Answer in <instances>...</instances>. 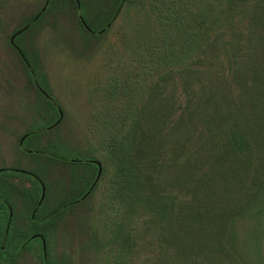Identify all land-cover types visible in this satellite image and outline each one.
Instances as JSON below:
<instances>
[{"label": "trees", "instance_id": "1", "mask_svg": "<svg viewBox=\"0 0 264 264\" xmlns=\"http://www.w3.org/2000/svg\"><path fill=\"white\" fill-rule=\"evenodd\" d=\"M80 2L91 32L81 22L75 0H51L40 19L62 7L73 11L87 36L99 39L100 31L109 23L111 30L124 10L140 13L123 41L132 46V58L143 71L139 67L122 81L118 75L112 79L108 95L115 110L98 125L101 160L108 163L105 175L112 169L113 202L121 206L122 221L113 233L121 245L113 264H124L125 254H133L137 243L145 254L152 251L146 264H264V0L253 5L242 0L248 17L242 20L237 19V0L192 10L187 0ZM36 15L22 34L34 27ZM23 53L37 77L36 84L30 73L32 85L55 113L49 122L36 117L41 125L32 126L25 141L43 174L31 173L46 187L45 201L30 220L32 235L42 233L48 240L68 203L89 200L81 199L97 167L61 139H49L44 146L39 141L52 131L59 113L39 89L50 95L46 76ZM142 74L155 75L147 80ZM59 165L70 166L68 187L60 186L51 205L49 180ZM31 178L37 189L26 194V202L33 213L41 187ZM136 214L144 216L138 238L131 228ZM6 223L1 225L6 245L2 255L14 245L18 257L23 252L17 243L20 231L13 219L6 234ZM41 260L43 264V254ZM48 261L57 264L51 261L49 246Z\"/></svg>", "mask_w": 264, "mask_h": 264}, {"label": "rangeland", "instance_id": "2", "mask_svg": "<svg viewBox=\"0 0 264 264\" xmlns=\"http://www.w3.org/2000/svg\"><path fill=\"white\" fill-rule=\"evenodd\" d=\"M46 1L0 0V171L9 168L30 173L37 171L41 177L43 174L32 156L20 148V140L37 124L36 117H44L49 122L55 117V113L38 96L37 89L31 83L29 66L28 71L19 52L10 46V38L15 31L26 27L33 15L40 13ZM247 1L249 5H253L260 0ZM187 3L192 10L198 6L216 8L224 0H187ZM237 3V19L248 18L244 16L245 6L242 0H237ZM69 12L71 11L56 7L42 19L39 18L38 22L34 21L36 15L33 19L36 22L34 27L18 36V45L16 44L28 54L38 72L46 76L50 96L58 103L64 115L61 123L52 128V131L48 130L51 132H46L39 141L44 146L49 139H61L73 151L82 153V160L90 161L97 157V161L103 166L100 186L87 202L69 205L61 212L62 220L47 243L49 242L52 262L58 263L64 257L67 264H113L119 258L121 245L113 240L116 224L122 221H118L121 206L117 201L113 202L112 169L105 175L108 163L101 160L104 149L100 143L98 125L99 119H104L115 110L114 101L108 95L112 79L118 75L122 81L130 70L139 67L143 71L144 66L139 65L138 59L132 58V46L123 41L131 34L130 25L140 17V13L124 10L111 30L101 34V38L94 39L80 29L73 11ZM30 67L33 69L31 65ZM154 75L142 74L140 78L151 80ZM38 107L41 112L36 110ZM58 119L54 122L52 120V125ZM39 125L41 124H37ZM24 148L31 150L25 144ZM69 174L70 166L59 165L55 174L50 177L53 190V197L49 200L51 205L62 189L60 186L68 187ZM5 180L14 184L13 187ZM1 184L3 187L6 185L7 190L14 191V194H7L0 187V197H8L10 203L7 202L13 208L12 222L14 219L20 231L17 243H24L26 247L14 263L2 260L0 264H42L41 242L36 239L28 240L33 236L34 227L30 222L33 220V213L26 202V194L37 189V186L30 176L13 171L0 173V186ZM2 199L4 198L1 197L0 202ZM9 216L10 210L0 204V243L3 240L2 221L7 222L6 232ZM143 223L144 216L134 215L131 228L137 238V231H142ZM135 247L134 255L125 254L124 264H146L152 251L145 254L146 251L138 243ZM13 248L14 245H11L9 250L13 251Z\"/></svg>", "mask_w": 264, "mask_h": 264}, {"label": "water", "instance_id": "3", "mask_svg": "<svg viewBox=\"0 0 264 264\" xmlns=\"http://www.w3.org/2000/svg\"><path fill=\"white\" fill-rule=\"evenodd\" d=\"M51 0H47L46 3H45V6L43 7V9L40 11V13L36 16L35 20L34 21H37L39 18H41V16L46 12L48 6H49V3H50ZM76 3H77V11H78V15H79V18L81 20V22L83 23V25L85 26V28L91 32V29L89 28V26L87 25L83 15H82V7H81V2L80 0H75ZM126 0H123V3H125ZM112 23H109L102 31H100L101 34H103L104 32H106L110 27H111ZM29 28V26H26L24 27L23 29L17 31L16 33H14L11 38H10V44L19 52V54L21 55V57L23 58L24 62L27 64V66H29V69L31 71V74L37 84V77H36V74L34 72V70L30 67L29 63H28V60L26 59L23 51L16 45L15 43V40L18 36H20L23 32H25L27 29ZM40 91L43 93V95H45V97H47V99L56 104V102L54 101V99L49 95L47 94L43 89H41L39 87ZM57 111L59 113V119L56 121V123L54 125H52L49 129H52L56 126H58L62 119H63V111L62 109L57 106ZM26 137H23L20 141V148L23 150V151H26V152H31V151H28L24 148V141H25ZM87 162H90L92 164H95L97 165L98 167V173H97V176L91 186V188L89 189V191L87 192V194L85 196L82 197L81 200H84L86 199L90 194L91 192L94 190V188L97 186V184L99 183L101 177H102V172H103V167H102V164L97 161V160H90V161H87ZM3 172V170L0 171V173ZM16 172L18 173H22V174H30L32 176H35L33 173H30V172H27V171H23V170H16ZM41 183V186H42V194H41V198H40V201L37 205V207L34 209L33 211V214H32V218L35 219V215L39 209V207L42 205V203L44 202L45 200V197H46V187L44 185V183L42 181H40ZM77 202H80V201H77ZM76 202V203H77ZM68 206V205H67ZM12 218H13V212H12V209L10 208V216H9V222L7 224V227H6V234H8L9 232V229H10V226H11V222H12ZM37 238H41L42 240V245H43V254H44V257L45 259H47V256H48V248H47V241L46 239L44 238L43 235H34L32 236L29 240L32 241L34 239H37ZM28 241V242H30Z\"/></svg>", "mask_w": 264, "mask_h": 264}, {"label": "flooded vegetation", "instance_id": "4", "mask_svg": "<svg viewBox=\"0 0 264 264\" xmlns=\"http://www.w3.org/2000/svg\"><path fill=\"white\" fill-rule=\"evenodd\" d=\"M47 98V97H46ZM55 101V100H54ZM56 102V101H55ZM52 103V102H51ZM53 105H54V107L56 108V110H57V106H59L58 105V103L56 102V104H54V103H52ZM23 137H26V139H25V141L27 140V138L29 137V134L27 133L25 136H23ZM22 137V138H23ZM21 141V140H20ZM25 141H24V144H25ZM27 150V149H26ZM28 151H31V152H26V151H23L24 153H26V154H30V153H32V150H29L28 149ZM70 161H72V162H76L77 160L76 159H71ZM93 165H95V164H93ZM96 167H97V165H95ZM103 167V166H102ZM14 172V173H18V172H16V170L15 169H9V168H7V169H4L3 170V172ZM97 173H98V167H97ZM18 174H22V173H18ZM25 175H28V176H30V177H33L36 181H38V183H39V186L41 187V194H42V186H41V183H40V181H42L41 180V178L40 177H38L37 175H35V176H32V175H30V174H25ZM96 176H97V174H96ZM96 176H95V178H96ZM102 176H103V172H102ZM95 178H94V180H95ZM102 178V177H101ZM94 180L91 182V184L89 185V187H87V189H86V192L84 193V195L83 196H85L86 194H87V192L89 191V189L91 188V186H92V184H93V182H94ZM5 181H7V180H5ZM100 181H101V179H100ZM99 181V182H100ZM43 182V181H42ZM99 184V183H98ZM97 184V185H98ZM96 188H97V186L94 188V190L91 192V194L87 197V198H89L91 195H93V193L95 192V190H96ZM40 198H41V195H40V197H39V201H40ZM1 199V198H0ZM39 201H38V203H39ZM45 201V200H44ZM2 203L5 205V207H6V209L9 211L10 210V208L12 209V211H13V208L11 207V205L6 201V200H4V199H2ZM76 202H72V203H68L67 205L69 206L70 204H75ZM43 204V203H42ZM66 206V205H65ZM10 230V229H9ZM9 233V232H8ZM35 235H43L42 233H36ZM34 236V235H33ZM44 236V235H43ZM31 237H29V239H30ZM45 238V237H44ZM28 239V240H29ZM46 239V238H45ZM27 240V241H28ZM36 240H39L40 242H41V247H42V253H43V245H42V240H41V238H37ZM47 241V240H46ZM25 242V244H28V243H26V241H24ZM5 247H6V245L5 244H3L2 243V240H1V243H0V263L2 262V260L3 261H7V262H9V263H14L15 262V260H16V258H17V256H16V254H17V249L15 250H13V251H10L8 254H4V255H2V251L4 252L5 251ZM25 247L26 246H24V243L23 244H21L20 246H19V249H21V250H25ZM47 248H48V243H47ZM22 252V251H21ZM66 261V259L64 258V257H61L60 258V260H59V262L57 263V264H67V262H65ZM43 264H49V261H48V256H47V259H45V257H44V254H43Z\"/></svg>", "mask_w": 264, "mask_h": 264}]
</instances>
